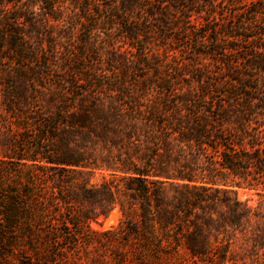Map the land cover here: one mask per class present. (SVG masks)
Returning <instances> with one entry per match:
<instances>
[{
  "label": "trees",
  "instance_id": "trees-1",
  "mask_svg": "<svg viewBox=\"0 0 264 264\" xmlns=\"http://www.w3.org/2000/svg\"><path fill=\"white\" fill-rule=\"evenodd\" d=\"M242 187L264 198V0H0L1 258L248 264Z\"/></svg>",
  "mask_w": 264,
  "mask_h": 264
},
{
  "label": "rangeland",
  "instance_id": "rangeland-1",
  "mask_svg": "<svg viewBox=\"0 0 264 264\" xmlns=\"http://www.w3.org/2000/svg\"><path fill=\"white\" fill-rule=\"evenodd\" d=\"M108 175L97 173L93 175L90 179L91 184H100L103 180L108 179ZM238 198L248 204V206L258 209H264V198L260 195V192L255 189L242 187L237 188ZM121 221V213L119 210H114L108 216V218H101L97 222L91 223V229L96 232L110 230L119 225ZM251 262L248 264H264V252H260L257 256H250ZM0 264H18V262L13 257L1 258ZM238 264H243V261H239Z\"/></svg>",
  "mask_w": 264,
  "mask_h": 264
}]
</instances>
